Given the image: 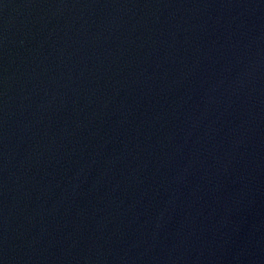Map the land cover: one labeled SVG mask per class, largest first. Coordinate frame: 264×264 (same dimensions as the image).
Wrapping results in <instances>:
<instances>
[{"label":"water","instance_id":"water-1","mask_svg":"<svg viewBox=\"0 0 264 264\" xmlns=\"http://www.w3.org/2000/svg\"><path fill=\"white\" fill-rule=\"evenodd\" d=\"M0 264H264V0H0Z\"/></svg>","mask_w":264,"mask_h":264}]
</instances>
